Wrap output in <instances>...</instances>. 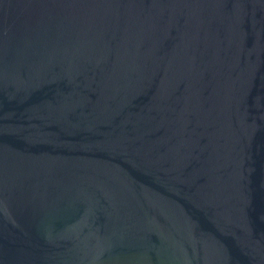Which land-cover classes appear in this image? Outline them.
Masks as SVG:
<instances>
[{
	"label": "water",
	"instance_id": "obj_1",
	"mask_svg": "<svg viewBox=\"0 0 264 264\" xmlns=\"http://www.w3.org/2000/svg\"><path fill=\"white\" fill-rule=\"evenodd\" d=\"M0 264H264V0H0Z\"/></svg>",
	"mask_w": 264,
	"mask_h": 264
}]
</instances>
